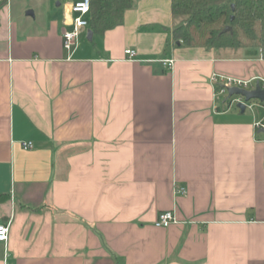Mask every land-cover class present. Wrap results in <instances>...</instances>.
I'll list each match as a JSON object with an SVG mask.
<instances>
[{
	"label": "crops",
	"instance_id": "1",
	"mask_svg": "<svg viewBox=\"0 0 264 264\" xmlns=\"http://www.w3.org/2000/svg\"><path fill=\"white\" fill-rule=\"evenodd\" d=\"M0 2V264H264V107L211 81L264 77L261 48L180 46L136 0L69 51L74 0Z\"/></svg>",
	"mask_w": 264,
	"mask_h": 264
},
{
	"label": "trees",
	"instance_id": "2",
	"mask_svg": "<svg viewBox=\"0 0 264 264\" xmlns=\"http://www.w3.org/2000/svg\"><path fill=\"white\" fill-rule=\"evenodd\" d=\"M135 2L91 0L90 28L102 34L121 24ZM171 14L172 38L180 46H255L264 52V0H171Z\"/></svg>",
	"mask_w": 264,
	"mask_h": 264
},
{
	"label": "built area",
	"instance_id": "3",
	"mask_svg": "<svg viewBox=\"0 0 264 264\" xmlns=\"http://www.w3.org/2000/svg\"><path fill=\"white\" fill-rule=\"evenodd\" d=\"M91 8V0H74L72 3V11L74 12L72 25L67 28L63 33V43L64 47L73 51L77 44L79 36L82 32V28L90 26L89 13ZM125 53L129 59H136L137 50L133 48L125 49ZM173 59H163V63L171 66L173 64ZM211 81L216 84V93L218 94H228V88L231 86H240L245 88H250L254 86L257 81L264 87V77H252L249 79L228 76L221 73L214 72L211 75ZM229 102L232 104H237L239 101H244L246 106L254 109L256 106L264 107V102H253L252 100L246 101L242 95H233L228 97ZM255 126L257 129L264 131V113L260 118L255 120ZM22 146L24 148H30L33 146L32 141H22ZM175 194H184L187 192L185 185H175ZM179 222L176 215L175 209H166L159 212L158 217L155 220V225L167 227L173 223ZM10 225L9 223L0 222V241L7 243L9 239ZM4 264H9L4 261Z\"/></svg>",
	"mask_w": 264,
	"mask_h": 264
},
{
	"label": "water",
	"instance_id": "4",
	"mask_svg": "<svg viewBox=\"0 0 264 264\" xmlns=\"http://www.w3.org/2000/svg\"><path fill=\"white\" fill-rule=\"evenodd\" d=\"M93 33L94 31L90 28L88 31L89 39L92 38ZM233 95H242L244 96V99L246 101L252 100V99H258L264 102V87L261 86L259 81H257L256 84L254 86H251L250 88H245V87H240V86H231L228 88V97H231ZM238 105L244 108L246 106V103L244 101H239Z\"/></svg>",
	"mask_w": 264,
	"mask_h": 264
},
{
	"label": "rangeland",
	"instance_id": "5",
	"mask_svg": "<svg viewBox=\"0 0 264 264\" xmlns=\"http://www.w3.org/2000/svg\"><path fill=\"white\" fill-rule=\"evenodd\" d=\"M58 0H54V2H57ZM264 113V112H263Z\"/></svg>",
	"mask_w": 264,
	"mask_h": 264
}]
</instances>
